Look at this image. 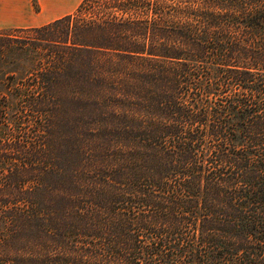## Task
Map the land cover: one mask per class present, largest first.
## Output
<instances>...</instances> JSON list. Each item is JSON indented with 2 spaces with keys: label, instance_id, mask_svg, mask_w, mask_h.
<instances>
[{
  "label": "trees",
  "instance_id": "obj_1",
  "mask_svg": "<svg viewBox=\"0 0 264 264\" xmlns=\"http://www.w3.org/2000/svg\"><path fill=\"white\" fill-rule=\"evenodd\" d=\"M167 1L10 45L0 264H264V0Z\"/></svg>",
  "mask_w": 264,
  "mask_h": 264
},
{
  "label": "rangeland",
  "instance_id": "obj_2",
  "mask_svg": "<svg viewBox=\"0 0 264 264\" xmlns=\"http://www.w3.org/2000/svg\"><path fill=\"white\" fill-rule=\"evenodd\" d=\"M95 6V4H101L103 0H91ZM79 0L75 3V6H69V7H55L50 6L55 12H59L54 15H47L45 6H37L35 5V2L32 6H30L27 9V14H29L32 17V21L30 22V26H36L40 21L44 23L45 21L52 19L54 17H58L64 14H68L74 10L76 5H78ZM111 4V3H110ZM166 6H175V0H168L166 3ZM67 8V9H66ZM66 9V10H64ZM64 10V11H63ZM40 18V19H39ZM45 20V21H44ZM0 33L8 34L4 37H0V54L2 56V59L0 60V75L2 73L5 76L10 75V63H7L12 59L13 56V49L14 47L10 45H14L16 42H18L21 39H30L34 36V33L30 30H27L26 28H5L0 31ZM3 35V34H2ZM16 40V41H14ZM7 43L9 46L7 48H3L2 44ZM12 48V49H11ZM4 65H1V64ZM1 80V79H0ZM17 119V118H16ZM16 119H8L6 120V123L3 124L0 123V154H14L16 144H25V140L31 141L32 138L28 139L27 137H23L22 140L17 141L16 138ZM3 126V127H2ZM21 131L29 129L30 125H27L25 123L21 124ZM25 132V131H24ZM9 134H11L9 136ZM27 145V143H26Z\"/></svg>",
  "mask_w": 264,
  "mask_h": 264
},
{
  "label": "crops",
  "instance_id": "obj_3",
  "mask_svg": "<svg viewBox=\"0 0 264 264\" xmlns=\"http://www.w3.org/2000/svg\"><path fill=\"white\" fill-rule=\"evenodd\" d=\"M77 1L78 0H0V30H3L5 28L30 27V22L32 21V17L29 14H27V9L30 6H32L34 2L35 5L37 6H45L47 15L50 16L62 12V11L55 12L50 6H55V7L75 6V3ZM58 17H54L47 21L44 20L45 21L44 23ZM41 24L43 23L40 21V23H38L37 25H41Z\"/></svg>",
  "mask_w": 264,
  "mask_h": 264
}]
</instances>
